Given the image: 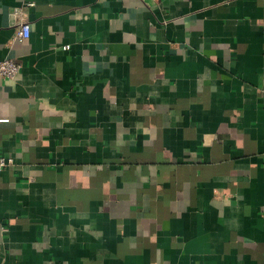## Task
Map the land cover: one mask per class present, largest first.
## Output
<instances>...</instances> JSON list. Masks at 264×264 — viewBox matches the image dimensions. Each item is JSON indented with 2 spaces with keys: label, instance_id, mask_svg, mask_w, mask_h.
I'll return each instance as SVG.
<instances>
[{
  "label": "crops",
  "instance_id": "obj_1",
  "mask_svg": "<svg viewBox=\"0 0 264 264\" xmlns=\"http://www.w3.org/2000/svg\"><path fill=\"white\" fill-rule=\"evenodd\" d=\"M4 60L0 264H264V0H0Z\"/></svg>",
  "mask_w": 264,
  "mask_h": 264
},
{
  "label": "built area",
  "instance_id": "obj_2",
  "mask_svg": "<svg viewBox=\"0 0 264 264\" xmlns=\"http://www.w3.org/2000/svg\"><path fill=\"white\" fill-rule=\"evenodd\" d=\"M31 36L30 24L26 21H21L19 24V29L17 37L20 39H29ZM65 49H69L66 46ZM20 72V65L14 60H4L0 61V79L5 80H15ZM6 120H0V122H5ZM14 164L13 159L0 156V173L6 170L8 167Z\"/></svg>",
  "mask_w": 264,
  "mask_h": 264
}]
</instances>
